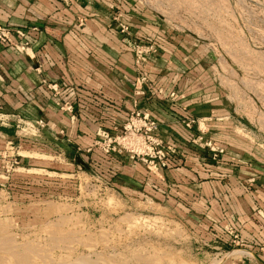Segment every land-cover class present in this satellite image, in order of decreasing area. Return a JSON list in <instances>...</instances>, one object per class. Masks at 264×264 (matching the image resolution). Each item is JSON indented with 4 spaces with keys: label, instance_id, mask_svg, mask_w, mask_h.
<instances>
[{
    "label": "crops",
    "instance_id": "crops-1",
    "mask_svg": "<svg viewBox=\"0 0 264 264\" xmlns=\"http://www.w3.org/2000/svg\"><path fill=\"white\" fill-rule=\"evenodd\" d=\"M111 5L138 36L159 44L158 54L143 66L135 65L117 26L111 27L116 12ZM144 17L130 0H0L1 26L40 30L33 48L21 54L0 45V148L14 145L24 162L42 170L50 168L49 158L73 170L86 168V151L97 130L122 126L138 101L141 109H153L178 163L149 173L116 157L102 162L112 180L125 193L166 208L172 212L167 218L209 241L204 246L215 253L199 248L204 258L198 257V264H264V136L245 130L225 103L223 91L202 69L200 46ZM81 19L85 25L78 27ZM46 84L59 85L63 95L76 88L80 97L93 99L87 98L85 108L76 106L73 120L60 111ZM159 89L183 95L177 114L158 103ZM179 113L210 120L201 127L228 150V158L215 164L208 152L191 148V132L178 122ZM18 116L28 122L42 119L46 127L26 137L17 131ZM228 227L238 232L243 247L232 244Z\"/></svg>",
    "mask_w": 264,
    "mask_h": 264
},
{
    "label": "rangeland",
    "instance_id": "rangeland-1",
    "mask_svg": "<svg viewBox=\"0 0 264 264\" xmlns=\"http://www.w3.org/2000/svg\"><path fill=\"white\" fill-rule=\"evenodd\" d=\"M130 2L200 46L225 103L264 136V0ZM19 154L0 148V264H198L199 248L215 253L172 212L121 190L106 165L95 174L49 158L42 170Z\"/></svg>",
    "mask_w": 264,
    "mask_h": 264
},
{
    "label": "built area",
    "instance_id": "built-area-1",
    "mask_svg": "<svg viewBox=\"0 0 264 264\" xmlns=\"http://www.w3.org/2000/svg\"><path fill=\"white\" fill-rule=\"evenodd\" d=\"M110 9L116 11L111 27L117 26L123 42L128 45L134 54L135 65L137 67L143 66L150 58L158 54L159 44L154 40L138 36L130 25L124 22L123 14L117 5H111ZM85 22L84 19H81L78 21L77 26L83 27ZM39 31V28L31 26L16 28L0 25V45L21 54L33 48L37 42L34 36ZM147 82L148 78L143 76L142 83L146 84ZM46 85L57 100L60 111L70 115L73 120L76 119V106L85 108L88 102L87 98L93 99V96L80 97L81 94L76 88H72L67 95H63L59 85ZM138 94L144 96V91L140 90ZM156 96L159 99L158 103L164 104L170 112L177 114V111L181 109L179 101L183 98V95L180 92L173 89H159L156 91ZM178 115L181 116V118H177L178 122L191 132L188 140V145L191 148L208 152L210 160L215 164H220L225 158H228V150L215 145L211 139L206 137L208 131L201 127L202 122L210 120L197 119L192 115L183 116L180 113ZM17 118V129L24 133L26 137L29 135L37 136V133L46 127L45 121L42 119L28 122L19 116ZM161 134V125L156 119L153 109H141L137 101L133 111H131L122 126H115L111 129L99 128L97 130L93 144L87 149L86 154L91 158L92 155L96 156L97 160L101 162V167L103 161L107 162L116 157H124L133 166H144L149 173L159 172L160 170L172 168L170 161L177 154L176 148L172 144L166 143ZM97 156H101L102 159ZM89 166L93 173L100 172L97 163L89 164ZM226 233L235 247L241 248L244 246V242L234 228L228 227Z\"/></svg>",
    "mask_w": 264,
    "mask_h": 264
},
{
    "label": "trees",
    "instance_id": "trees-1",
    "mask_svg": "<svg viewBox=\"0 0 264 264\" xmlns=\"http://www.w3.org/2000/svg\"><path fill=\"white\" fill-rule=\"evenodd\" d=\"M110 129V128H109ZM98 158H101V156L99 157V156H97ZM102 159V158H101ZM87 161V163H89V164H96L97 163V165H98V167L99 168H102L101 167V162L99 161V160H97V158H95L93 161H92V158H91V156H89V158L86 160ZM100 162V163H99ZM177 163H178V160H176L175 159V157L174 158H172V160L170 161V165H171V167H175L176 165H177ZM114 179H117L116 177L114 178Z\"/></svg>",
    "mask_w": 264,
    "mask_h": 264
}]
</instances>
